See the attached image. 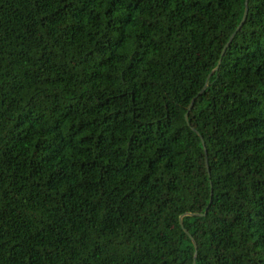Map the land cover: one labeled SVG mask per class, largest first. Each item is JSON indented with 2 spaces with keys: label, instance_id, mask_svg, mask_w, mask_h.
Wrapping results in <instances>:
<instances>
[{
  "label": "trees",
  "instance_id": "16d2710c",
  "mask_svg": "<svg viewBox=\"0 0 264 264\" xmlns=\"http://www.w3.org/2000/svg\"><path fill=\"white\" fill-rule=\"evenodd\" d=\"M243 10L0 0V264H264V0Z\"/></svg>",
  "mask_w": 264,
  "mask_h": 264
},
{
  "label": "water",
  "instance_id": "95a60500",
  "mask_svg": "<svg viewBox=\"0 0 264 264\" xmlns=\"http://www.w3.org/2000/svg\"><path fill=\"white\" fill-rule=\"evenodd\" d=\"M245 14H246V0H244V10H243V13H242V17H241V19H240V21H239V23H238V25H237V27H236L235 30H237V29L241 26V24H242V22H243V20H244V18H245ZM233 34H234V32H232V33L230 34L228 40L226 41V43H225L224 46L222 47V49H221V54L223 53V51H224L225 47L227 46V44L229 43V41L231 40ZM191 104H192V100H191L190 103L188 104V106H187V110L190 108ZM184 116L186 117V114H184ZM193 245H194V244H193ZM194 248H195V245H194Z\"/></svg>",
  "mask_w": 264,
  "mask_h": 264
}]
</instances>
